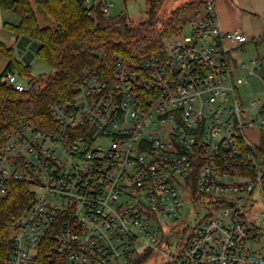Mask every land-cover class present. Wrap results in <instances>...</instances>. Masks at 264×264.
I'll use <instances>...</instances> for the list:
<instances>
[{
    "label": "built area",
    "instance_id": "built-area-1",
    "mask_svg": "<svg viewBox=\"0 0 264 264\" xmlns=\"http://www.w3.org/2000/svg\"><path fill=\"white\" fill-rule=\"evenodd\" d=\"M80 2L87 14H108L113 4ZM247 41L240 29L223 30L215 1L205 0L163 56L116 55L111 75L86 68L69 84L73 101L49 105L46 128L22 122L10 130L0 195L24 179L33 199L14 218L9 264H35L50 235L54 264H134L142 256V264L151 256L155 264H264V247L256 248L264 245V171L243 131L264 127V97L245 118L230 67L231 50ZM19 76L11 69L0 80L27 90ZM181 194L196 211L185 222ZM256 203L261 212L248 215ZM165 219L182 222L168 233Z\"/></svg>",
    "mask_w": 264,
    "mask_h": 264
},
{
    "label": "trees",
    "instance_id": "trees-1",
    "mask_svg": "<svg viewBox=\"0 0 264 264\" xmlns=\"http://www.w3.org/2000/svg\"><path fill=\"white\" fill-rule=\"evenodd\" d=\"M32 1L52 19L53 27L39 24ZM164 2L144 0L145 16L135 19L127 13L106 14L98 8L87 14L80 0H0V4L12 7L19 15V22L11 25L15 34L37 40L36 57L53 69V73L33 76L30 66L0 41V55L7 59L2 75L16 69L20 75L28 76L30 83L27 90L18 91L0 80V148L6 143L7 133L22 122L46 128L51 122L49 105L73 101L75 92L69 84L84 69L111 75L116 55L131 59L163 56L166 40L180 35L205 7V0H191L161 18ZM263 38L264 35L258 39ZM254 153L264 171V142H254ZM32 199L29 182L24 179L11 180L7 193L0 195V264H9L14 218L29 208ZM44 238L50 242L40 247L35 264H54L48 256L53 237ZM145 260L146 256H142L134 264Z\"/></svg>",
    "mask_w": 264,
    "mask_h": 264
},
{
    "label": "rangeland",
    "instance_id": "rangeland-1",
    "mask_svg": "<svg viewBox=\"0 0 264 264\" xmlns=\"http://www.w3.org/2000/svg\"><path fill=\"white\" fill-rule=\"evenodd\" d=\"M113 2L108 14L120 15L127 13L130 17L139 19L145 16V3L144 0H111ZM191 0H165L159 17L163 18L167 16L177 6ZM32 6L38 22L41 26H54L52 19L38 7L34 1ZM252 18V17H251ZM255 19V18H253ZM248 18L239 22L240 27L249 25ZM252 20V19H251ZM253 21V20H252ZM251 21V22H252ZM19 22V15L16 10L10 6L0 4V41H2L7 47H12L14 55L23 63L30 66V71L33 76L39 74L53 73V69L44 61L38 59L35 55V51L39 46V42L29 36L20 35L17 36L11 25H15ZM254 22V21H253ZM254 24V23H251ZM191 23L186 24L181 34L185 35L190 31ZM260 59L261 74L264 71V38L262 40L249 39L248 41L236 48H233L230 52V67L232 72L233 83L236 88L238 99L244 108V116L247 119L254 117L257 104H253V101L259 103L264 97V84L255 72H250L254 66L253 60ZM7 59L3 55H0V73H2ZM19 79L26 83L29 80L28 76L20 75ZM232 97H230V100ZM247 138L255 143L264 142V127L260 128L257 125L250 127H244L243 129ZM183 206L180 211V217L183 222L187 219H191L196 215V211L192 209V202L189 197L184 194L180 195ZM262 210L260 203H256L246 210L248 215L259 214ZM181 220L165 219L163 220L166 232H171L173 228H176L181 224ZM264 245L258 243L256 248L262 250ZM144 264H155V256H151Z\"/></svg>",
    "mask_w": 264,
    "mask_h": 264
},
{
    "label": "crops",
    "instance_id": "crops-1",
    "mask_svg": "<svg viewBox=\"0 0 264 264\" xmlns=\"http://www.w3.org/2000/svg\"><path fill=\"white\" fill-rule=\"evenodd\" d=\"M214 1L223 30L229 31L233 29H240L247 38L253 40H257L264 35V0ZM246 18L249 19V25L246 24L245 26L240 27V19L244 20ZM258 60L260 61L259 58Z\"/></svg>",
    "mask_w": 264,
    "mask_h": 264
},
{
    "label": "water",
    "instance_id": "water-1",
    "mask_svg": "<svg viewBox=\"0 0 264 264\" xmlns=\"http://www.w3.org/2000/svg\"><path fill=\"white\" fill-rule=\"evenodd\" d=\"M168 240H169V242H171V241H172V237H169V239H168Z\"/></svg>",
    "mask_w": 264,
    "mask_h": 264
}]
</instances>
